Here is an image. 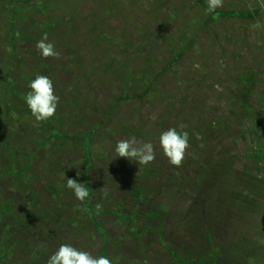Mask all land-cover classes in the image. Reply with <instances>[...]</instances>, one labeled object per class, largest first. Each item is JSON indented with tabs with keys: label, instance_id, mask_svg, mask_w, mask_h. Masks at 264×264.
Here are the masks:
<instances>
[{
	"label": "rangeland",
	"instance_id": "obj_1",
	"mask_svg": "<svg viewBox=\"0 0 264 264\" xmlns=\"http://www.w3.org/2000/svg\"><path fill=\"white\" fill-rule=\"evenodd\" d=\"M207 7L0 0V264H47L65 243L112 264H264V0ZM44 33L58 57L37 50ZM37 75L60 98L40 122ZM169 128L189 135L179 168ZM131 137L154 162L115 156Z\"/></svg>",
	"mask_w": 264,
	"mask_h": 264
},
{
	"label": "clouds",
	"instance_id": "obj_2",
	"mask_svg": "<svg viewBox=\"0 0 264 264\" xmlns=\"http://www.w3.org/2000/svg\"><path fill=\"white\" fill-rule=\"evenodd\" d=\"M206 11L213 13L223 7V0H207ZM48 41V34L44 33L36 48L43 58L58 57L55 46ZM28 87L31 89L26 94L25 102L31 115L36 121H47L56 113L59 96L55 94L53 81L44 75H37ZM181 128L186 127L184 125ZM159 144L163 154L168 158L170 165L179 168L185 157L189 145L187 131L179 132L176 128L163 131L159 137ZM115 156L127 158L138 162L139 166L148 165L155 160V151L151 142L140 143L135 137L119 140L115 146ZM66 187L74 192L75 198L83 202L89 196V189L76 179L68 178ZM107 195V193H105ZM96 214L102 210L101 205H96ZM47 264H112L104 255L94 257L88 252L78 250L70 244H61L56 252L50 256Z\"/></svg>",
	"mask_w": 264,
	"mask_h": 264
},
{
	"label": "trees",
	"instance_id": "obj_3",
	"mask_svg": "<svg viewBox=\"0 0 264 264\" xmlns=\"http://www.w3.org/2000/svg\"><path fill=\"white\" fill-rule=\"evenodd\" d=\"M41 1H42V0H37L38 3H40ZM46 1H48V0H46ZM37 6H40V5L38 4ZM124 96H125L124 98H127V99H130V98L132 97L131 94H127V95H124ZM105 119H106V118H103L102 121H105ZM65 140H67L68 142H71V141H72L71 138H65ZM89 145H90V142H88V140H86V141H85V146H88V147H89ZM88 149H89V154H90V156H91V155H92V150H91V148H88ZM260 149H261V153H262V155L264 156V147L261 146ZM262 160H264V157L262 158ZM88 216L90 217V220H91L92 222H94V226L96 227V229H98L97 223L94 221V220H95V214H94L93 210L90 211V213H89Z\"/></svg>",
	"mask_w": 264,
	"mask_h": 264
}]
</instances>
